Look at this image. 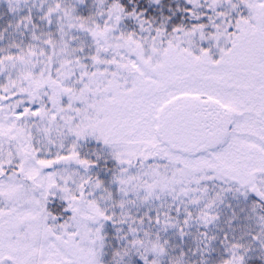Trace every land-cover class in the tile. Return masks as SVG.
I'll return each instance as SVG.
<instances>
[{
	"label": "snow or ice",
	"instance_id": "snow-or-ice-1",
	"mask_svg": "<svg viewBox=\"0 0 264 264\" xmlns=\"http://www.w3.org/2000/svg\"><path fill=\"white\" fill-rule=\"evenodd\" d=\"M0 264H264V0H0Z\"/></svg>",
	"mask_w": 264,
	"mask_h": 264
}]
</instances>
